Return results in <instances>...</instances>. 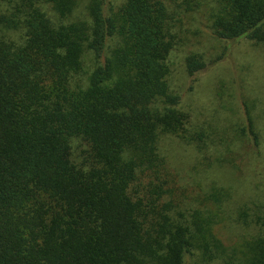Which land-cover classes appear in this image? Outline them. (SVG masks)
Instances as JSON below:
<instances>
[{"label":"trees","instance_id":"obj_1","mask_svg":"<svg viewBox=\"0 0 264 264\" xmlns=\"http://www.w3.org/2000/svg\"><path fill=\"white\" fill-rule=\"evenodd\" d=\"M195 12L228 44H264V0H0V264H264V206L190 195L161 150L213 143L169 82Z\"/></svg>","mask_w":264,"mask_h":264},{"label":"rangeland","instance_id":"obj_2","mask_svg":"<svg viewBox=\"0 0 264 264\" xmlns=\"http://www.w3.org/2000/svg\"><path fill=\"white\" fill-rule=\"evenodd\" d=\"M201 15L195 12L183 18L190 34L184 33L183 45L170 54L169 82L193 127L204 129L213 143L199 152L193 144L166 139L161 150L176 184L188 183L190 195L193 189L223 186L230 189L233 210L239 204L264 206V44L249 39L228 44L201 22ZM190 52L202 53L206 62L194 75L185 65ZM248 111L258 129L259 145L248 131ZM216 232L225 244H233L243 229L225 222Z\"/></svg>","mask_w":264,"mask_h":264}]
</instances>
